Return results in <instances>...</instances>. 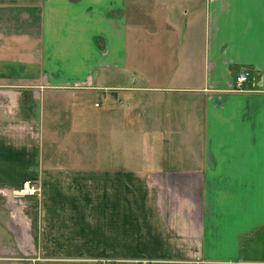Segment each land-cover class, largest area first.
I'll return each mask as SVG.
<instances>
[{
	"label": "crops",
	"instance_id": "obj_1",
	"mask_svg": "<svg viewBox=\"0 0 264 264\" xmlns=\"http://www.w3.org/2000/svg\"><path fill=\"white\" fill-rule=\"evenodd\" d=\"M131 89L146 100L117 98ZM92 92L104 126L147 108L165 158L122 156L118 127L94 158ZM29 180L38 197L13 199ZM0 259L264 264V0H0Z\"/></svg>",
	"mask_w": 264,
	"mask_h": 264
},
{
	"label": "rangeland",
	"instance_id": "obj_2",
	"mask_svg": "<svg viewBox=\"0 0 264 264\" xmlns=\"http://www.w3.org/2000/svg\"><path fill=\"white\" fill-rule=\"evenodd\" d=\"M127 42H126V86L135 88L138 87L140 84L139 83H134L132 80L135 76V71H133L132 66L134 65V59H133V47L135 45V34H134V16H133V7H130L128 9L127 13V36H126ZM155 38H150L146 37L141 39V49L142 51H147L146 49L149 48L150 46L156 45V44H150L153 43ZM142 61H145L143 63V76L147 77L152 71L155 73L156 70H152L153 66L157 68V64H154L151 61V57L148 53H142ZM135 75V76H134ZM141 85L143 86H150L149 82L142 81ZM117 98L121 99L124 98L126 101H133L134 104H137L139 101L142 102L146 100L144 97H140L138 94L134 93L133 89L130 90V93H119L116 95ZM153 102V110L155 113V117H158L159 121L164 120V118L161 117V115H165L166 111L164 110L161 112L160 108L157 106L158 104V99L160 98L159 96H154L153 99H156ZM90 102L87 104L86 113H87V118L91 122V124L94 126L93 130L95 132L98 131L97 136L94 139V158H101L103 155V129L108 128L109 130V136L110 138L112 137L114 140L118 136L117 135V127L119 128L120 132V139H123L124 142L120 144V152L126 156V158H133L137 162H139V158H146L148 161H154L155 159H164L165 158V150H157L149 147V138L151 136L149 134H144L140 132L139 123L143 122L145 111L148 112V109L144 107H139L136 111H132V108L130 109L131 111H126L125 114V123L119 120V124H117L116 121L110 122L108 125L104 126L101 122V112H105L104 108L102 107L107 106L108 102L104 100V96L101 92H92L90 94ZM112 103L115 104L116 99L113 98L112 96ZM167 108H169V103L167 104ZM172 108L170 107L168 109V112ZM132 113L135 114V118L132 115ZM171 120V119H170ZM136 122V123H135ZM116 131V133H114ZM114 133V134H113ZM113 134V135H112ZM165 136V135H161ZM140 142L144 143L147 146H140ZM112 143V142H111ZM117 146V143L115 147ZM114 147V146H113ZM146 147V148H144ZM100 148V149H99ZM99 158V159H100ZM144 160V159H143ZM89 164H93L95 167H100L102 164V161L99 160H90L88 162ZM150 165V164H149ZM16 258V257H13ZM0 264H42L37 261H17L15 259H0Z\"/></svg>",
	"mask_w": 264,
	"mask_h": 264
},
{
	"label": "built area",
	"instance_id": "obj_3",
	"mask_svg": "<svg viewBox=\"0 0 264 264\" xmlns=\"http://www.w3.org/2000/svg\"><path fill=\"white\" fill-rule=\"evenodd\" d=\"M248 73L245 70H242L235 79L234 88L236 91H240L242 85L248 80ZM40 192L39 186L35 181L29 180L22 184L18 191L13 193V199L21 200L24 198H36ZM99 264H110L107 261L99 262ZM140 264H151L149 262H141Z\"/></svg>",
	"mask_w": 264,
	"mask_h": 264
}]
</instances>
